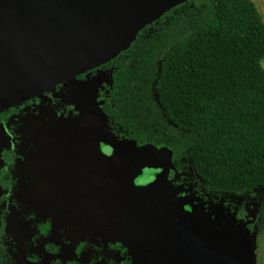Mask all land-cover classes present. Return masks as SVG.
Segmentation results:
<instances>
[{"label":"rangeland","instance_id":"1","mask_svg":"<svg viewBox=\"0 0 264 264\" xmlns=\"http://www.w3.org/2000/svg\"><path fill=\"white\" fill-rule=\"evenodd\" d=\"M253 1L264 18V0ZM261 63L264 67V58ZM111 73L112 67H104L88 73L80 81H66L60 89L69 93L76 87L80 89L78 93L81 95L76 98L70 93L65 104L74 106L80 117L97 122L98 126L92 127L91 133L86 131V135L90 133L86 137L87 143L96 142L95 130L114 135L111 122L103 113L85 111L91 103L101 102L98 99H102V92L108 93ZM45 112L36 122L28 119L26 128L36 125L31 127L33 133L27 138L21 137L24 126L20 118L16 123L14 188L4 213V252L16 264H53L55 258L70 260L71 264H117L104 254L107 251L116 254L120 245L126 248V256L130 257L127 264H151L155 259L150 252L163 238L173 243L183 242L184 264H196L199 258L206 256L217 259L209 264H264V188L241 195L211 190L195 174L187 158L180 160L187 167L186 182L189 183L186 190L182 186L183 196L179 187H173L169 193H163L159 187L157 191L132 193L123 204L144 217L143 223L137 219L122 223L123 230L129 231L136 246L139 249L145 247L136 255L132 241L121 239L119 225L111 217L114 206L125 192L130 174L118 176L110 173L92 150H82L81 155V149L77 148L79 135L74 131L76 139L73 141L72 125L64 123L63 119L52 122L55 118L48 114L49 111ZM9 146L10 138L0 126V169L3 166L2 153ZM85 159L91 169L103 168V182L95 172L83 175L84 172L79 171V176H71L69 168L83 167ZM173 163L171 167L175 166ZM80 180L86 184L85 189ZM3 192L0 185V199ZM145 216L161 218L149 221ZM44 218L52 222L49 235L38 242L31 241V231L34 233V227ZM159 224L165 227L162 231L154 229ZM54 228L63 230L64 240L68 238L70 243L64 242ZM83 241L90 244L89 250L81 248L77 252L75 245ZM52 243H60V253L52 255L45 249V245ZM177 249L179 252L181 247ZM197 256L198 260L195 259Z\"/></svg>","mask_w":264,"mask_h":264},{"label":"trees","instance_id":"2","mask_svg":"<svg viewBox=\"0 0 264 264\" xmlns=\"http://www.w3.org/2000/svg\"><path fill=\"white\" fill-rule=\"evenodd\" d=\"M264 18L253 0H189L144 27L112 67L103 112L139 143L187 158L207 188H264ZM4 180V181H3ZM5 177L0 176L6 198ZM0 264H11L3 246Z\"/></svg>","mask_w":264,"mask_h":264},{"label":"water","instance_id":"3","mask_svg":"<svg viewBox=\"0 0 264 264\" xmlns=\"http://www.w3.org/2000/svg\"><path fill=\"white\" fill-rule=\"evenodd\" d=\"M188 1L0 0V113L112 61L130 47L144 27L168 9ZM102 105L103 102L91 103L88 110L99 112ZM97 135L110 141L107 132ZM110 142L125 151L121 143ZM172 156L168 147L154 152L142 150L135 172L148 166H160L161 171L145 183H135L131 178L129 190L140 194L156 190L163 172L171 165ZM114 208L111 217L119 225L121 239H130L138 255L145 247L136 246L129 231L123 230L122 223L136 219L142 222L144 217L130 212L131 209L122 204L116 211L127 209L130 213L126 219L118 220ZM145 217L149 221L156 220ZM164 228L162 224L154 227L158 231ZM173 242L165 238L154 242L150 254L155 261L151 264H184L183 242ZM178 247H181L179 252ZM206 257L197 256L196 264H209L214 260Z\"/></svg>","mask_w":264,"mask_h":264},{"label":"flooded vegetation","instance_id":"4","mask_svg":"<svg viewBox=\"0 0 264 264\" xmlns=\"http://www.w3.org/2000/svg\"><path fill=\"white\" fill-rule=\"evenodd\" d=\"M101 68H104V66H99L89 72H86L84 74H81L77 77H75L73 80L75 81H80L81 79H83L88 73L91 72H95ZM64 83L58 84L56 85L53 89H51L49 92H44L41 96L38 97H32L30 99L25 100L24 102H22L21 104L15 105L7 110H5L4 112L0 113V126L3 127L4 132L9 136L10 138V146L8 149H4L3 153H2V160H3V166L0 169V176L5 177V183L6 184V188L8 190V194L6 196L5 199L1 200L0 203V213L3 216L4 219V228H5V217H4V213L6 212L5 210L7 209V203L8 200H10L12 192H13V180H12V176H13V166L15 165V161H16V145L14 143V139L18 138V135L16 134L17 131V118H20L21 125L24 126V132L22 131V136L23 138H27L28 134L33 133L30 132L32 130L31 127H33V125L36 124H31L32 126L30 128H26L27 124H28V119H33L35 122L37 119H39L42 115H44L46 112L45 110L49 111L48 114H51L52 117H54L55 119L52 120V122H58L61 121L63 119L64 123H70L72 125V130H73V141L76 139V136L74 134V131L79 135L78 136V140L79 142L77 143V148L81 149L79 150L80 153L82 152V150L87 151V149L89 151H93V153L97 156V158L102 162V164L105 163V165L108 167V170L110 171V173L114 174V175H129L130 176L126 179V189H125V193L118 199L117 201V205L114 208V212L116 213V218L118 220H123L126 219V217H128L129 213L131 211H134L133 209L130 210V212L128 213L127 209H122L120 211H116V209L118 210L119 207H121L122 204H125L126 200L128 199V197L132 194V193H137L140 194V192H137L135 190H129V182L131 180V178H134V182L135 183H145L151 179L154 178L155 174H157L158 172L161 171V167H154V166H148L143 168L141 171L139 172H135L136 171V165L140 160V152L143 150V152L146 149H150L152 150V148H155V150H159L161 149V147H167V146H157L151 143H139L137 142L135 139H133L132 137H130L123 129H121L118 126L113 125V123H111V132L114 134L113 136H109L110 141H114L118 144H122L125 147V151L124 148L123 150H120L118 147H116L115 145H113L108 138H100L98 137L97 134H99V131L95 130V137H96V142H89L87 143V139L86 137L88 136V134L90 135L91 133V128L92 127H97V122L93 121V120H86L82 117H80V115H77V111L74 109V106H71V104H65L64 100L69 97L70 93L73 94L74 97L78 98L77 96L81 95L80 93H78V89L77 87L75 88L76 91H74L75 89H73V92L70 91V93L68 91L66 92H61L60 89L62 88ZM103 95V97H102ZM106 93H101V98L102 99H98L101 102H103V105L101 107V110L99 112H103V106L105 104V99H106ZM43 99V100H41ZM89 107V105H88ZM86 106L85 111L89 112L92 110H88V108ZM95 112V111H93ZM97 112V111H96ZM103 114L105 115V113L103 112ZM33 116V117H31ZM81 118V119H80ZM71 120V121H70ZM13 121V122H12ZM12 122V123H9ZM92 124V125H91ZM95 125V126H94ZM77 126H78V131H77ZM83 128V130H82ZM22 130V129H21ZM89 130L90 133H88L86 135V131ZM27 132V133H26ZM84 136V138H83ZM88 138V137H87ZM91 140V138H89ZM154 152V150H152ZM158 152V151H157ZM142 155L144 153H141ZM81 155H83V153H81ZM141 155V156H142ZM184 159V158H183ZM172 162H173V156H172ZM173 167H171V165H169V167H167V170H165L163 172V176L160 179V183L161 186L158 185V188L161 187V190L163 191V193L166 192H171L173 190V187H179V193H181L182 190V186L186 188H188L189 183L186 182L187 177L186 175L188 174L187 170H186V165L180 163V167L178 165H176L175 163H173ZM101 167V166H100ZM79 171L80 172H84L82 173L83 175L88 174L89 172H95V175L100 176V181L103 182L104 180V173L105 171H103V168H99V167H94L93 169H91L90 164H88V161H86V159L84 160V165L83 167L81 166L79 169L77 167H70L69 168V173L71 174V176H79ZM86 173V174H85ZM109 173V172H107ZM4 181V180H3ZM163 181H167V183H163ZM81 182V187L83 189H85L86 184H82ZM101 184V183H100ZM102 186V185H100ZM158 188L156 190H158ZM115 192V191H114ZM181 195L183 196V193H181ZM184 207L186 208V206L184 205ZM188 208V207H187ZM149 218H154V219H160L161 217H153V216H147ZM51 225L52 222L49 218H44L43 220H41L40 222L37 223L36 227H34V233L33 231H31V238L30 240L35 242V241H40L41 238L47 237V235H49L50 229H51ZM56 229V228H54ZM57 230V229H56ZM58 231V230H57ZM59 235L63 238V241L66 242L67 244L70 243L69 239H65V233L63 230H59ZM43 240V239H41ZM57 241L59 242V238H57ZM5 244V233H4V229H3V246ZM4 248V247H3ZM81 248L85 249V250H89L90 248V244L86 241L80 242L77 245H75V250L77 252H79V250H81ZM87 248V249H86ZM45 249L47 251H49L52 255H56L58 253H60L62 247L60 245V243H52V244H47L45 245ZM104 254V253H103ZM107 258H112V260H114L117 264H127L129 263V256H126V248L123 247L122 245H120V248L117 250L116 254L113 253V251H107L106 254H104ZM9 256V255H8ZM129 257V258H128ZM10 258V262L11 264H16L14 262V260L9 256ZM53 264H71L70 260H63L60 258H55L53 261Z\"/></svg>","mask_w":264,"mask_h":264}]
</instances>
